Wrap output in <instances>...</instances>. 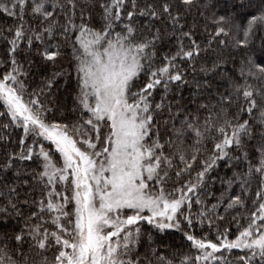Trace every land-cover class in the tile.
<instances>
[{"label": "snow or ice", "instance_id": "6c2138e0", "mask_svg": "<svg viewBox=\"0 0 264 264\" xmlns=\"http://www.w3.org/2000/svg\"><path fill=\"white\" fill-rule=\"evenodd\" d=\"M0 149V264H264V0H0Z\"/></svg>", "mask_w": 264, "mask_h": 264}, {"label": "trees", "instance_id": "16d2710c", "mask_svg": "<svg viewBox=\"0 0 264 264\" xmlns=\"http://www.w3.org/2000/svg\"><path fill=\"white\" fill-rule=\"evenodd\" d=\"M21 56H23V54H21ZM25 67H27V63L25 62ZM30 79H34V81L36 82V83H38L39 82V80L41 79V77H40V75L38 74V72H37V69H36V67L35 66H33V69H32V74H31V76H30ZM189 91L190 90H188V89H186L185 91H184V96L187 98L188 97V95H189ZM3 151V149H0V152H2ZM221 172H223V169H221ZM217 188H219V184L217 185ZM173 242L174 243H179V234H176V236L173 238Z\"/></svg>", "mask_w": 264, "mask_h": 264}]
</instances>
